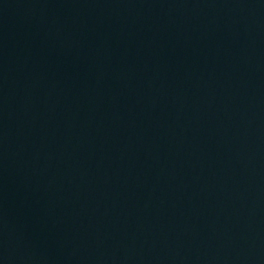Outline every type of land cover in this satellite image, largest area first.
<instances>
[{
  "label": "water",
  "instance_id": "1",
  "mask_svg": "<svg viewBox=\"0 0 264 264\" xmlns=\"http://www.w3.org/2000/svg\"><path fill=\"white\" fill-rule=\"evenodd\" d=\"M0 264H264V0H0Z\"/></svg>",
  "mask_w": 264,
  "mask_h": 264
}]
</instances>
